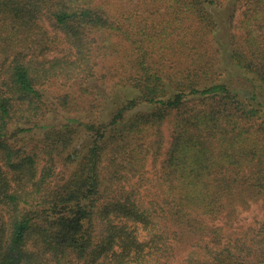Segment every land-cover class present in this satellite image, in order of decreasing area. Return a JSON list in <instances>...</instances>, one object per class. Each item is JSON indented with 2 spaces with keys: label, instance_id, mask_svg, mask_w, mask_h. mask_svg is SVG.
I'll return each instance as SVG.
<instances>
[{
  "label": "trees",
  "instance_id": "16d2710c",
  "mask_svg": "<svg viewBox=\"0 0 264 264\" xmlns=\"http://www.w3.org/2000/svg\"><path fill=\"white\" fill-rule=\"evenodd\" d=\"M0 264H264V0H0Z\"/></svg>",
  "mask_w": 264,
  "mask_h": 264
},
{
  "label": "rangeland",
  "instance_id": "374dc122",
  "mask_svg": "<svg viewBox=\"0 0 264 264\" xmlns=\"http://www.w3.org/2000/svg\"><path fill=\"white\" fill-rule=\"evenodd\" d=\"M235 74H236V76L234 77V79H236L238 82L237 83H240V81H242V76H241V74L237 71H235ZM261 95V94H260ZM249 213V211H245V213L242 215V219H244V216L246 215V214H248ZM244 222V221H243ZM237 224V222H234V225H236ZM187 252V251H186Z\"/></svg>",
  "mask_w": 264,
  "mask_h": 264
}]
</instances>
